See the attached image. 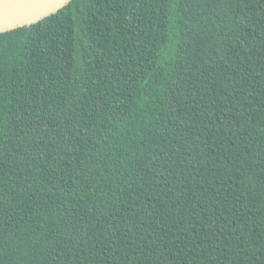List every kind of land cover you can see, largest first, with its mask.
<instances>
[{"label": "trees", "instance_id": "trees-1", "mask_svg": "<svg viewBox=\"0 0 264 264\" xmlns=\"http://www.w3.org/2000/svg\"><path fill=\"white\" fill-rule=\"evenodd\" d=\"M0 264H264V0L0 33Z\"/></svg>", "mask_w": 264, "mask_h": 264}, {"label": "water", "instance_id": "water-1", "mask_svg": "<svg viewBox=\"0 0 264 264\" xmlns=\"http://www.w3.org/2000/svg\"><path fill=\"white\" fill-rule=\"evenodd\" d=\"M72 0H0V33L32 25Z\"/></svg>", "mask_w": 264, "mask_h": 264}]
</instances>
